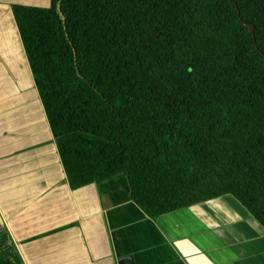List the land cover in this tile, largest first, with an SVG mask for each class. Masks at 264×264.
<instances>
[{
	"label": "trees",
	"instance_id": "obj_1",
	"mask_svg": "<svg viewBox=\"0 0 264 264\" xmlns=\"http://www.w3.org/2000/svg\"><path fill=\"white\" fill-rule=\"evenodd\" d=\"M12 10L72 189L153 220L231 195L264 227V0Z\"/></svg>",
	"mask_w": 264,
	"mask_h": 264
},
{
	"label": "crops",
	"instance_id": "obj_2",
	"mask_svg": "<svg viewBox=\"0 0 264 264\" xmlns=\"http://www.w3.org/2000/svg\"><path fill=\"white\" fill-rule=\"evenodd\" d=\"M13 5L0 0V264H264V227L226 195L147 216L111 180L72 189Z\"/></svg>",
	"mask_w": 264,
	"mask_h": 264
},
{
	"label": "water",
	"instance_id": "obj_3",
	"mask_svg": "<svg viewBox=\"0 0 264 264\" xmlns=\"http://www.w3.org/2000/svg\"><path fill=\"white\" fill-rule=\"evenodd\" d=\"M58 11H59L60 16L63 18V21H65V16L60 8L58 9ZM249 28H250L251 33H254V30H255L254 27L250 26ZM119 264H133V261L131 258H123L120 260Z\"/></svg>",
	"mask_w": 264,
	"mask_h": 264
}]
</instances>
